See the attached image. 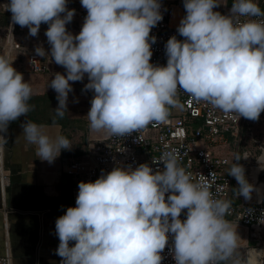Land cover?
Wrapping results in <instances>:
<instances>
[{
	"label": "clouds",
	"instance_id": "obj_1",
	"mask_svg": "<svg viewBox=\"0 0 264 264\" xmlns=\"http://www.w3.org/2000/svg\"><path fill=\"white\" fill-rule=\"evenodd\" d=\"M67 3L10 0L4 5L30 36L48 24L50 51L37 45L35 52L66 70L54 73L49 85L57 94L58 116L67 110L69 82L82 81L85 74L84 88L94 93L90 129L116 136L163 121L166 106L177 103L178 87L239 118L258 121L264 112V11L255 0H233L227 14L215 10L218 0H184L186 14L177 27L183 39L167 40L166 65L151 62L156 37L150 32L163 18L161 0H81L87 15L75 35L66 28L75 14ZM31 96L13 61L0 56V138L30 111ZM22 129L41 160L53 163L61 150L72 148L65 136H49L31 121L24 120ZM246 158L237 155L228 174L237 181L238 195L251 199L256 188L239 163ZM159 162L163 168L156 171L147 163L117 166L95 181L79 182L75 206L55 221L61 264H161L170 236L175 264H242L237 228L225 218L230 202L194 182L176 154L166 152Z\"/></svg>",
	"mask_w": 264,
	"mask_h": 264
},
{
	"label": "built area",
	"instance_id": "obj_2",
	"mask_svg": "<svg viewBox=\"0 0 264 264\" xmlns=\"http://www.w3.org/2000/svg\"><path fill=\"white\" fill-rule=\"evenodd\" d=\"M10 0H0V13L7 16L5 25V41L10 35L11 44L8 54L14 48H21L25 58V70L32 73H46L51 70V57H41L35 52L37 45L43 43L37 36L28 38L29 44L19 47L13 42L14 26L10 11H5L4 5ZM67 7L75 9L73 20L75 21L74 34L81 30L87 10L82 7L81 0H68ZM264 11V8L262 9ZM229 9H223L222 14H227ZM162 20L151 29V36L156 37V42L151 45V62L166 65L167 56L165 44L175 35L177 39H183L177 31L181 18L186 14L184 0H161ZM241 20L247 19L241 17ZM253 19H262L254 17ZM20 30V27H17ZM87 75V74H86ZM175 105L166 106L169 109L163 121H152L143 129L127 136H116L105 130V138L92 148L85 157L64 162L62 171L66 175H82L84 180L95 181L101 173H107L114 167H137L141 163L149 164L153 171L163 168L159 162L162 155L172 152L178 156L179 166L190 174L194 182L207 184L216 199L229 201L233 176L228 172L235 162V157H246V150H238L241 143L243 117L236 113H225L204 100H198L191 94L178 87L175 97ZM243 166H249L247 159L239 161ZM249 182L251 183L248 175ZM8 178L0 169V186L5 188ZM167 197V194H166ZM230 202V201H229ZM186 212V210H185ZM185 212L181 213V219L185 218ZM237 228V243L244 235L241 228L246 229V241L253 244L236 249L238 258L242 264H246L248 249L261 248L264 254V188L259 200L252 202L240 197L237 202H230L228 214L225 217ZM245 234V233H244ZM171 236L168 245L161 253V264H175L171 254ZM260 257V262H261ZM0 264H12L8 255H0Z\"/></svg>",
	"mask_w": 264,
	"mask_h": 264
},
{
	"label": "crops",
	"instance_id": "obj_3",
	"mask_svg": "<svg viewBox=\"0 0 264 264\" xmlns=\"http://www.w3.org/2000/svg\"><path fill=\"white\" fill-rule=\"evenodd\" d=\"M223 9L224 0L215 10L222 12ZM4 15L0 13V56L13 61V67L30 85L32 96L28 101L30 111L27 115L11 122L7 133L0 138V169L8 178V185L3 189L0 186V255H8L12 264H61L62 258L56 254L59 238L55 233V221L67 207L75 206L78 184L85 181L82 175L64 174L62 167L64 162L88 155L94 146L104 140L105 130L90 129L87 113L94 93L84 88L88 83L86 74L82 81L69 82L73 91L68 95L67 110L62 117L56 114L57 94L49 85L54 73L66 74V70L52 61L49 72L26 71L25 58L19 56L16 50L7 54L9 47L4 48ZM71 24L74 34L73 19ZM17 27L20 26L17 24ZM20 28L17 29V38L27 40L28 44L29 29ZM46 28L48 24L42 23L39 31ZM38 37L43 43L40 33ZM24 120L40 125L49 136H65L72 148L61 150L53 163L41 160L36 156V146L24 138ZM234 179L230 202H237L243 197L238 195V184ZM248 200L255 202L259 198L252 195ZM244 232V229L240 231L242 235ZM74 243L70 241V245ZM222 264H231V261Z\"/></svg>",
	"mask_w": 264,
	"mask_h": 264
},
{
	"label": "rangeland",
	"instance_id": "obj_4",
	"mask_svg": "<svg viewBox=\"0 0 264 264\" xmlns=\"http://www.w3.org/2000/svg\"><path fill=\"white\" fill-rule=\"evenodd\" d=\"M218 2L220 3V5L218 7H220L223 3V0H218ZM255 2L258 4V6L260 7L261 4L264 3V0H255ZM4 21H5V25L7 23V16L4 15ZM66 28L68 31L72 32V28L73 25L70 23H68L66 25ZM47 29V28H46ZM46 29H43L41 31H39L40 35H41V39H43V48L46 51H50V45L47 41V37L45 36V32ZM19 31L17 30V25L14 26V40L13 42H16L18 44L19 47L24 46L27 43V40L23 41L22 39L17 38V33ZM3 42L5 40V28L3 31ZM30 39L32 38V36L29 37ZM40 39V38H39ZM30 43V41H28V44ZM5 47H8L7 44L5 45ZM16 50V52L18 53L19 56H23V52L21 48H14L12 49V51ZM11 51V52H12ZM8 54V53H7ZM54 61V60H52ZM58 65V64H57ZM60 66V65H59ZM62 67V66H61ZM242 134H241V143L239 144V148L238 150H247L249 152V154L252 156V158L257 157V155L260 153L261 148L259 145L264 146V112H261L260 118L258 121H252L249 119H246L243 117V122H242ZM247 167L245 166V174L248 175V171H247ZM235 180V179H234ZM242 230L244 229V236L242 238H239V244H238V248L237 249H241L246 245V229L245 228H241ZM240 229V231H242Z\"/></svg>",
	"mask_w": 264,
	"mask_h": 264
},
{
	"label": "water",
	"instance_id": "obj_5",
	"mask_svg": "<svg viewBox=\"0 0 264 264\" xmlns=\"http://www.w3.org/2000/svg\"><path fill=\"white\" fill-rule=\"evenodd\" d=\"M232 3H233V0H224V9H230L231 6H232ZM259 146L261 148V151L257 155V157H255V158H252V156L246 150L248 152V154L246 156L247 157L246 159L249 162H251V164L247 167V171H248V175L250 177L251 183L253 185H257V184H261L262 185L259 194H256L255 192L252 193V195L255 198L256 197L259 198V196L261 194V191L264 188V159L261 160V163H259L257 161V159L259 158V156L264 153V146H262V145H259ZM252 244H253L252 242H247V245L248 246H250ZM261 263L264 264V254L261 257Z\"/></svg>",
	"mask_w": 264,
	"mask_h": 264
},
{
	"label": "bare ground",
	"instance_id": "obj_6",
	"mask_svg": "<svg viewBox=\"0 0 264 264\" xmlns=\"http://www.w3.org/2000/svg\"><path fill=\"white\" fill-rule=\"evenodd\" d=\"M7 46L9 47L10 49V45L11 44V39H10V35H7ZM9 51V50H8ZM260 161L264 159V153L261 154L258 158ZM256 190L254 191L256 194H259L260 192V189L262 187L261 184H257V185H254ZM263 250L261 248H252V249H248L247 250V253H246V264H262L260 262V257H261V254H262Z\"/></svg>",
	"mask_w": 264,
	"mask_h": 264
},
{
	"label": "trees",
	"instance_id": "obj_7",
	"mask_svg": "<svg viewBox=\"0 0 264 264\" xmlns=\"http://www.w3.org/2000/svg\"><path fill=\"white\" fill-rule=\"evenodd\" d=\"M264 8V3L260 5V9L262 10Z\"/></svg>",
	"mask_w": 264,
	"mask_h": 264
},
{
	"label": "flooded vegetation",
	"instance_id": "obj_8",
	"mask_svg": "<svg viewBox=\"0 0 264 264\" xmlns=\"http://www.w3.org/2000/svg\"><path fill=\"white\" fill-rule=\"evenodd\" d=\"M241 131H243V130H241Z\"/></svg>",
	"mask_w": 264,
	"mask_h": 264
}]
</instances>
